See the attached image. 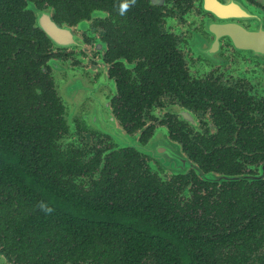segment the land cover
Here are the masks:
<instances>
[{
    "label": "flooded vegetation",
    "instance_id": "obj_1",
    "mask_svg": "<svg viewBox=\"0 0 264 264\" xmlns=\"http://www.w3.org/2000/svg\"><path fill=\"white\" fill-rule=\"evenodd\" d=\"M121 2L0 0V88L23 98L17 122L40 121L31 139L53 161L27 171V196L0 191V207L32 215L39 194L73 222L26 260L0 225V264H159L139 258L140 238L180 246L192 232H176L177 218L264 185V0H136L123 16ZM104 238L121 245L100 248ZM238 247L236 260L264 264V243L242 260ZM113 252L137 253L101 258Z\"/></svg>",
    "mask_w": 264,
    "mask_h": 264
},
{
    "label": "trees",
    "instance_id": "obj_2",
    "mask_svg": "<svg viewBox=\"0 0 264 264\" xmlns=\"http://www.w3.org/2000/svg\"><path fill=\"white\" fill-rule=\"evenodd\" d=\"M2 50L8 55L5 48ZM3 57L0 51V67L5 62L2 61ZM21 102L23 98L17 93L0 88V191L11 194L13 189H21L24 190L23 195L27 196L30 191L26 188L28 182H25L27 171L29 172L34 164L38 166V170L50 171L53 161H43V156L36 152V149H42L43 142L31 139L43 129L39 125L40 121L26 119L24 122H17L23 110ZM31 150L32 153H30ZM259 151L264 154L263 147L259 148ZM31 174L36 177V180H46L43 173L34 171ZM248 187L249 191L243 192L239 185L234 194L229 196V203L226 205H224L225 200L222 204L214 199L210 204L203 202L201 205H196V208L193 206L195 211L201 210L203 218L191 219L188 225L184 224L186 222L184 218H177L174 227L176 232L180 233L184 229L192 232V235L185 234L182 237L184 242L180 246L177 242L164 240L158 232H150V235L140 238L139 258L149 260L151 256L159 264H163L160 256L165 264H187V262L190 264H247L248 261L236 260L231 255L229 246L232 241L239 243L238 256L242 260L246 257L244 254L250 251L252 243L256 245L264 243L261 241L264 240V185H248ZM31 199L39 212V203L45 201L39 194L32 196ZM198 199L199 197L197 201ZM23 204H25L24 201H21V205ZM35 206L31 209L32 215L27 211L19 213L20 208L12 209L10 205L0 207V225L6 230L5 237L8 240L6 244L15 247L21 260L45 254L47 246L52 241L62 239L60 230L71 232L73 229L70 228L73 222L58 221L61 212L56 206H48L53 211L45 212L46 215L42 216V220L35 219L33 217ZM174 208L175 213L186 210L193 214V209L188 211L186 206L178 203ZM83 224L86 225V222ZM69 235H66L65 239L75 242L84 239L81 235L78 237ZM45 236L49 237L50 241ZM101 243L100 248L106 250L121 245L120 243L113 246V242L107 238L101 239ZM130 245L134 246L133 243ZM226 247H228L227 251ZM70 250L64 247V254L69 255L70 252L72 256L73 250ZM84 251L78 253L79 259L87 255L88 250ZM135 253L137 252L102 253L101 258L110 255L120 260Z\"/></svg>",
    "mask_w": 264,
    "mask_h": 264
},
{
    "label": "clouds",
    "instance_id": "obj_3",
    "mask_svg": "<svg viewBox=\"0 0 264 264\" xmlns=\"http://www.w3.org/2000/svg\"><path fill=\"white\" fill-rule=\"evenodd\" d=\"M136 3V0H122V2L119 4V14L121 16L125 15V13L129 10L131 5H134ZM38 207L45 212L51 213L53 209L48 207L46 204L43 202L39 203Z\"/></svg>",
    "mask_w": 264,
    "mask_h": 264
},
{
    "label": "water",
    "instance_id": "obj_4",
    "mask_svg": "<svg viewBox=\"0 0 264 264\" xmlns=\"http://www.w3.org/2000/svg\"><path fill=\"white\" fill-rule=\"evenodd\" d=\"M41 26H43L42 23H41ZM49 34H51V31H49ZM180 164H181V163H180ZM181 165H182V164H181ZM182 166H184V165H182Z\"/></svg>",
    "mask_w": 264,
    "mask_h": 264
}]
</instances>
